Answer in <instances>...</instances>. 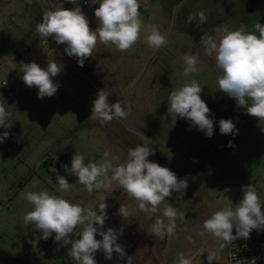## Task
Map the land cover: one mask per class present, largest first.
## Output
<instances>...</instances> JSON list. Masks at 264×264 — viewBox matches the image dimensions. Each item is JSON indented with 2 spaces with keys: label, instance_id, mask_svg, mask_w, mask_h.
Here are the masks:
<instances>
[{
  "label": "rangeland",
  "instance_id": "1",
  "mask_svg": "<svg viewBox=\"0 0 264 264\" xmlns=\"http://www.w3.org/2000/svg\"><path fill=\"white\" fill-rule=\"evenodd\" d=\"M54 3L0 0V83L5 81L8 86V90L0 86V103L4 101L11 114L6 120V126L11 127H0V134L9 133L0 142V264H75L67 255L71 245L56 242L54 233L42 239L35 225L24 223L32 205L22 193L43 190L86 209L95 210L106 199L107 219L100 230L113 228L121 233L117 243L123 247L124 258L114 252L109 260L98 250L94 254L97 264H127L128 257H132L131 264H177L180 253L190 256L193 264H209L207 255L215 253L212 264H227L221 241L201 235L203 222L215 211L234 209L243 198V186L249 184L264 206V124L219 91L217 78L222 71L214 55L205 53L200 38L206 33L218 41L225 26L235 30L243 24L247 31H254L257 22L264 25V0H139L143 28L136 44L121 52L114 45L97 43L108 52L99 55L100 75L108 83L99 78L97 95L106 90L111 93L110 104L119 100L126 109L131 108L126 119L104 125L90 118L92 101L97 97L87 100L79 89L64 88L73 97L60 105L61 111H49L46 97L38 98L36 87L21 83V63H27L32 49L44 47L36 25ZM78 3L88 21L91 18L89 27L95 30L98 22L87 13L90 6H83L82 0ZM200 10L207 21L200 24L197 17L188 23L189 14ZM149 25L167 37L166 46L153 50L144 42ZM185 54L198 57L197 71L189 76L184 75ZM192 80L203 88L201 98L211 109V138L190 121L174 118L167 111L170 92ZM220 119L232 120L234 134L219 132ZM136 145L151 147L154 154L148 160L168 167L188 185L183 193L173 192L166 198L155 214L140 211L138 202L115 181L110 189L89 193L62 167H71L75 153L83 154L86 162H95L105 151L110 159L118 158L114 160L118 165ZM45 159L49 160L48 168L57 170L55 176L42 165ZM57 174L72 184L69 190L59 191ZM168 202L184 219H177L173 236L161 239L151 232V226ZM121 204L133 213L126 220L118 212ZM80 231L77 226L70 239H78ZM96 239H102L99 233ZM205 239L209 240L203 243ZM198 249L202 254L191 256Z\"/></svg>",
  "mask_w": 264,
  "mask_h": 264
},
{
  "label": "clouds",
  "instance_id": "2",
  "mask_svg": "<svg viewBox=\"0 0 264 264\" xmlns=\"http://www.w3.org/2000/svg\"><path fill=\"white\" fill-rule=\"evenodd\" d=\"M27 2L31 4L32 0ZM67 2L76 6L71 9L61 6L46 10L41 22L36 25V32L45 43L52 38L57 44L65 45V53L69 57L75 56L81 67L85 59L92 56L98 42L114 45L119 51L125 52L140 39L143 21L139 0H92V3L98 4L94 9L98 22L95 30L89 27L88 18L78 0ZM197 17L200 24L207 21L205 12L200 10L197 14H189L188 23L195 21ZM148 29L144 42L150 48L157 50L167 45V37L155 25H149ZM200 45L208 56L214 55L215 63L222 71V75L217 78L219 91L233 98L237 107H244L247 115L264 124V25L257 22L254 31H247L243 24L235 30H229L225 26L218 41L205 33L200 38ZM182 59L185 64V76L197 71V55L185 54ZM20 70L25 86L38 89V98L56 94L58 85L53 82V77L61 72V67L55 61H48L46 68H41L35 62L21 63ZM202 91L203 88L196 80L186 81L182 87L170 92L167 111L174 118L190 121L211 138L214 121L210 118L211 109L201 98ZM110 94L106 90H100L97 98L92 101L90 118L98 120L101 125L114 119H126L131 111L130 105L126 109L119 100L110 104ZM5 105L4 101L0 103V127L10 128L11 126H6V120L11 114ZM218 123L221 134H234L235 124L232 120L220 119ZM8 136L7 131L0 134V142ZM229 146H232L231 141ZM152 154L154 153L151 147L136 145L128 149L127 160L116 165L114 160L118 158L110 159L107 151L101 160L95 162H86L83 154L75 153L71 159V167L67 164L62 167L77 177V182L89 193L110 189L115 181L128 197L138 202L140 211L155 214L160 211L159 206L166 198L172 196L173 192L183 193L188 185L184 179H178L168 167L150 162L148 157ZM50 171L56 173L57 170L52 168ZM56 180L61 192L69 190L72 185L59 174ZM242 191L243 198L234 209L227 207L215 211L203 222L201 235L208 234L221 241V248L229 246L238 238L248 239L254 229H264V206L255 187L249 184L243 186ZM22 194L32 205V210L23 217L24 223L35 225L42 239L47 240L54 233L56 242L71 245L67 255L75 264H97L94 254L98 250H102L105 258L109 260L114 252L124 258L123 247L117 243L121 233L113 228L100 230L107 219L106 199L93 210L50 194L47 190L27 191ZM118 212L124 220L133 215L123 204ZM177 219L183 220L184 215L179 214L168 202L162 210V216H158L152 224L151 232L161 239L165 236L171 237L175 234ZM77 226L81 229L79 238L70 239ZM97 233L102 239H96ZM216 258L215 253L207 255L209 264ZM131 262L132 257H128L127 264ZM177 264H193V259L180 253L177 256ZM251 264H255V259Z\"/></svg>",
  "mask_w": 264,
  "mask_h": 264
},
{
  "label": "crops",
  "instance_id": "3",
  "mask_svg": "<svg viewBox=\"0 0 264 264\" xmlns=\"http://www.w3.org/2000/svg\"><path fill=\"white\" fill-rule=\"evenodd\" d=\"M64 7L66 9H71L75 7L73 4L68 3L67 0H55V3L50 6V9H56L58 7ZM98 7V4H92L90 8L87 9V13L94 15V9ZM141 10V8H139ZM142 11V10H141ZM143 13V12H142ZM43 15V14H42ZM143 15V14H142ZM90 17V16H89ZM42 17L40 18V22ZM91 18H89V23ZM43 41V40H42ZM44 45L43 49L38 48L32 49L28 54L26 61L27 63L35 62L40 65L41 68H46L48 61H55L60 67L61 72L53 77V82L58 85V89L55 95L52 97H46L45 99L49 102L50 110H60V105L67 102L71 99L73 95H69L67 92L63 91L64 88L74 87L80 90V96L84 97L87 100H93L97 97V84L98 80L101 77L103 83H108L104 75H100V54L108 53L104 48L100 49L97 44L95 49L92 52V56L85 59L83 66L81 67L78 64V60L75 56L69 57L65 53V45L57 44L52 38L48 39L47 43H42ZM140 69V67H136ZM23 83V81L21 82ZM18 81V84H21ZM81 91H84L83 93ZM209 239H205L203 243L208 242ZM197 254L193 252L191 256Z\"/></svg>",
  "mask_w": 264,
  "mask_h": 264
},
{
  "label": "built area",
  "instance_id": "4",
  "mask_svg": "<svg viewBox=\"0 0 264 264\" xmlns=\"http://www.w3.org/2000/svg\"><path fill=\"white\" fill-rule=\"evenodd\" d=\"M92 4V0H82L83 6H91ZM0 86L4 90H8L5 81H2ZM233 235H235V228ZM225 250L227 264H251L253 259H255V264H264V229L259 231L254 229L248 239L238 238L226 246ZM197 253L202 254L201 249H198Z\"/></svg>",
  "mask_w": 264,
  "mask_h": 264
},
{
  "label": "trees",
  "instance_id": "5",
  "mask_svg": "<svg viewBox=\"0 0 264 264\" xmlns=\"http://www.w3.org/2000/svg\"><path fill=\"white\" fill-rule=\"evenodd\" d=\"M42 165L44 166V167H46L49 171H50V168H48L49 166V160L48 159H45V160H43V162H42ZM52 172V171H51Z\"/></svg>",
  "mask_w": 264,
  "mask_h": 264
}]
</instances>
